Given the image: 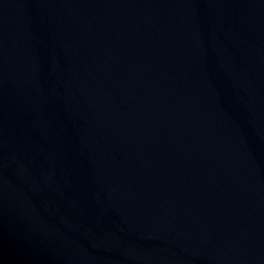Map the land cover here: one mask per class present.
Returning <instances> with one entry per match:
<instances>
[{"label":"water","instance_id":"1","mask_svg":"<svg viewBox=\"0 0 264 264\" xmlns=\"http://www.w3.org/2000/svg\"><path fill=\"white\" fill-rule=\"evenodd\" d=\"M0 264H264V0H0Z\"/></svg>","mask_w":264,"mask_h":264}]
</instances>
